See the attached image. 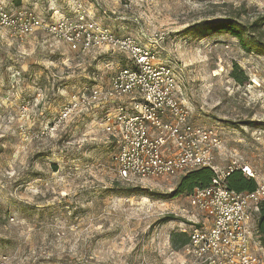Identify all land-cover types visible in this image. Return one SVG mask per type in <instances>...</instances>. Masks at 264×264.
<instances>
[{
  "label": "rangeland",
  "instance_id": "obj_1",
  "mask_svg": "<svg viewBox=\"0 0 264 264\" xmlns=\"http://www.w3.org/2000/svg\"><path fill=\"white\" fill-rule=\"evenodd\" d=\"M76 1L174 67L192 122L222 133L220 166L236 157L264 174V54L209 24H249L264 0H5L52 20ZM128 63L109 46L77 51L0 26V264H196L170 240L206 223L189 193H175L180 176L120 178L101 106L53 127L75 93L106 87Z\"/></svg>",
  "mask_w": 264,
  "mask_h": 264
},
{
  "label": "built area",
  "instance_id": "obj_2",
  "mask_svg": "<svg viewBox=\"0 0 264 264\" xmlns=\"http://www.w3.org/2000/svg\"><path fill=\"white\" fill-rule=\"evenodd\" d=\"M0 26L19 38L41 30L77 51L109 46L124 52L129 63L111 76L106 87L75 93L53 127L57 130L91 105L103 107L104 129L118 145L114 157L123 180L175 177L211 167L212 181L196 186L190 194L191 206L203 213L206 223L183 229L189 235L185 253L196 264H264V244L255 219L264 198V174L241 158H229L224 167L218 164L222 133L216 126L192 122L193 110L179 94L172 65L159 60L155 50L134 36L103 25L81 1L70 13L52 20L25 6L10 8L0 0ZM234 170L255 179V188H231L228 177Z\"/></svg>",
  "mask_w": 264,
  "mask_h": 264
},
{
  "label": "trees",
  "instance_id": "obj_3",
  "mask_svg": "<svg viewBox=\"0 0 264 264\" xmlns=\"http://www.w3.org/2000/svg\"><path fill=\"white\" fill-rule=\"evenodd\" d=\"M209 24L216 29H226L234 37L238 38L242 45L248 49H257L264 54V15H258L249 24L241 22L239 19L226 16L220 19L212 20ZM237 65V63H234ZM234 76L238 77L236 73ZM214 171L211 167H202L193 169L190 172L181 175L175 188V193L187 192L191 194L196 186H206L213 178ZM228 184L231 188L238 191L251 190L256 186L255 179L245 175L242 170H234L228 177ZM259 215L257 218L258 234L264 244V198L259 203ZM173 218L174 216H167ZM171 243L177 248L183 247L189 240V235L183 230H176L171 234Z\"/></svg>",
  "mask_w": 264,
  "mask_h": 264
},
{
  "label": "crops",
  "instance_id": "obj_4",
  "mask_svg": "<svg viewBox=\"0 0 264 264\" xmlns=\"http://www.w3.org/2000/svg\"><path fill=\"white\" fill-rule=\"evenodd\" d=\"M10 8H12V7H10Z\"/></svg>",
  "mask_w": 264,
  "mask_h": 264
}]
</instances>
